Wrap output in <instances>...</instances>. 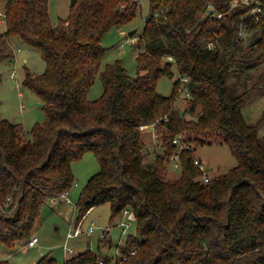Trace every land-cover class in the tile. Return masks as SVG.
<instances>
[{
    "label": "trees",
    "instance_id": "obj_1",
    "mask_svg": "<svg viewBox=\"0 0 264 264\" xmlns=\"http://www.w3.org/2000/svg\"><path fill=\"white\" fill-rule=\"evenodd\" d=\"M232 1L149 0L131 76L119 60L99 71L107 49L101 41L111 27L135 16L137 1L70 0L67 17L52 24L48 0H7L0 11V61L14 57L10 38L40 51L44 70H27L23 84L43 102L46 118L23 139L21 123L0 114L2 245L30 239L41 205L69 191L71 163L91 151L99 170L80 190L74 222L102 203L109 204L111 217L129 210L136 230L118 245L114 264H264V145L256 124L243 117L250 89L232 94L227 84L233 64L264 60V0L258 11ZM246 30L256 39L239 57ZM246 54L255 55L244 60ZM172 65L178 76L172 92L163 95L156 82L174 76ZM97 73L102 93L88 99ZM185 76L188 103L180 111L175 101ZM197 107V115L186 118ZM150 123H156L164 151L145 163L141 126ZM213 133H221L237 164L204 181L187 142L190 134L198 141ZM178 135L180 147L173 143ZM177 149L179 175L165 180ZM99 260L113 259L87 248L62 261L42 255L35 264ZM0 264L9 263L0 258Z\"/></svg>",
    "mask_w": 264,
    "mask_h": 264
},
{
    "label": "rangeland",
    "instance_id": "obj_2",
    "mask_svg": "<svg viewBox=\"0 0 264 264\" xmlns=\"http://www.w3.org/2000/svg\"><path fill=\"white\" fill-rule=\"evenodd\" d=\"M139 3L135 16L122 24L113 26L104 35L101 44L107 47L100 62L99 71L103 70L106 63H113L119 60L122 66L131 76L136 75V56L138 50L134 46L135 40L141 35L144 19L150 13L149 0H135ZM7 0H1L0 11L4 8ZM70 0H48L49 20L52 24H57L60 18H66L69 12ZM1 17V16H0ZM135 30V31H134ZM4 31V24L0 23V34ZM134 31L133 35H129ZM244 40L242 46L237 50V56H242L246 47L255 41L256 35L251 31H243ZM15 58L12 62L8 60L0 61V114L3 118L22 125V138H29V129L37 122H43L46 112L42 107L43 102L26 85L23 84L25 72L40 73L45 68V62L38 49L30 48L22 44L18 48L15 40H12ZM11 46V47H12ZM255 54H246L244 60L252 59ZM167 59H171L170 57ZM233 64L232 70L227 75L229 92L238 94L244 89H250L242 104V113L245 121L256 124L257 133L264 145V60L247 66V62ZM14 71V78L10 72ZM173 77L162 75L156 82L157 92L169 95L172 92L173 81L178 76L176 67L172 65ZM103 85L99 73L95 75L94 82L88 93V99H95L102 93ZM187 92L179 90L175 105L182 111L187 106ZM42 105H39V104ZM199 112V107L193 113L187 112L186 118H194ZM144 162L152 163L158 153H162V138L157 128H144L142 131ZM194 134L186 135L187 144L194 147V156L201 160V167L209 171L208 177H215L228 172L237 164V159L230 151L226 142L221 138V133H213L194 141ZM173 161V160H172ZM74 174V181L69 189L70 202L59 200L50 206L45 201L34 221L31 229V236H36L38 242L34 246H27L26 242L16 244L9 248L0 243V258H4L9 264H35L42 255H49L58 261L69 257L70 253L64 254L63 246L74 249L77 253L90 248L95 253H99L101 248L106 255L112 257V264L115 263L116 256L119 255L118 245L125 241L128 233L136 230L135 221L126 218L123 212L111 217V210L108 203L93 206L84 216L83 229L90 224L95 228L90 234H80L66 240L67 231L75 224L77 215V202L80 190L87 179L99 170V163L93 152L87 151L83 156L71 163ZM179 169L173 168L171 163L163 172V179H174L178 177ZM130 221L123 232L121 222Z\"/></svg>",
    "mask_w": 264,
    "mask_h": 264
},
{
    "label": "built area",
    "instance_id": "obj_3",
    "mask_svg": "<svg viewBox=\"0 0 264 264\" xmlns=\"http://www.w3.org/2000/svg\"><path fill=\"white\" fill-rule=\"evenodd\" d=\"M238 3H243V4H252L253 7H252V11H258L259 10V4H260V0H233L232 1V5H236ZM256 3V4H254ZM1 13V12H0ZM218 16H220V14H218ZM11 78H14L15 74H14V71H11L10 72V75H9ZM183 84L181 85L180 87V90H183V91H186V87L184 86V83H186L188 81V76H185V77H182L181 78ZM156 127V123H150V124H144L141 126V129L143 130L144 128H155ZM180 139H181V135H178L176 136L174 139H173V143H175L176 145H178L179 147L181 146L180 144ZM178 152H179V149H177L174 154L171 156V160H173V168H177L178 167V164H179V158H178ZM195 164L197 166H201V160L200 159H196L194 160ZM208 174H209V171L207 170H203V179L204 181H207L208 180ZM59 200H66L67 202H70V198H69V192L68 191H64L63 193H61L59 196H53V197H49L47 199L48 203L50 206L56 204ZM123 213L125 214L126 218H131L130 216V213H129V210L125 209L123 211ZM130 224V221H127V222H121V225H123V232L125 231V229L127 228V226ZM95 228L94 224H91L89 227H88V231H87V234H89L93 229ZM81 233H83V230L81 228V224L80 222H78L77 224H75L68 232H67V235H66V240L71 238V237H75V236H78L80 235ZM38 242V238L36 236H31L30 239L27 241L26 245L27 246H34L36 243ZM63 251H64V254L67 255V253H70V255H73L75 254L74 250L72 248H69L66 243L64 244L63 246ZM131 252H134V249L131 251ZM99 264H104V262L102 260H99L98 261Z\"/></svg>",
    "mask_w": 264,
    "mask_h": 264
},
{
    "label": "crops",
    "instance_id": "obj_4",
    "mask_svg": "<svg viewBox=\"0 0 264 264\" xmlns=\"http://www.w3.org/2000/svg\"><path fill=\"white\" fill-rule=\"evenodd\" d=\"M12 40H15V43L17 44V47L18 48H20V47H22V44L17 40V39H15V38H10V39H8L7 40V44H8V47L12 50V52L14 53V57H13V59L10 61V62H12L13 60H14V58H15V52H14V47L12 46ZM12 46V47H11ZM40 105V104H39ZM83 221H84V217L82 218V220L80 221V224H81V228H82V230H83V233H85L86 232V234H87V231H88V227L91 225H89V226H87L86 227V229H83V227H82V225H83ZM75 225V224H74ZM74 225H72V227L74 226ZM71 226H70V228L68 229V231L72 228ZM94 230V229H93ZM92 230V231H93ZM67 231V232H68ZM91 231V232H92ZM90 232V233H91ZM83 233H81V234H83ZM89 233V234H90ZM88 235V234H87ZM68 240V239H67ZM74 250V249H73ZM103 250V252H105L104 251V249L103 248H101V250L100 251H102ZM75 252V251H74ZM75 254H76V252H75ZM66 255V254H65Z\"/></svg>",
    "mask_w": 264,
    "mask_h": 264
},
{
    "label": "water",
    "instance_id": "obj_5",
    "mask_svg": "<svg viewBox=\"0 0 264 264\" xmlns=\"http://www.w3.org/2000/svg\"><path fill=\"white\" fill-rule=\"evenodd\" d=\"M134 31H135V30H134ZM134 31H130V32H129V35H130V36L133 35ZM40 105H42V104L40 103ZM101 252H103V250H102Z\"/></svg>",
    "mask_w": 264,
    "mask_h": 264
}]
</instances>
